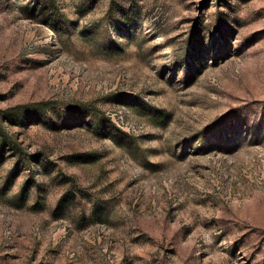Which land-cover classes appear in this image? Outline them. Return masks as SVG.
Listing matches in <instances>:
<instances>
[{
  "label": "rangeland",
  "instance_id": "1",
  "mask_svg": "<svg viewBox=\"0 0 264 264\" xmlns=\"http://www.w3.org/2000/svg\"><path fill=\"white\" fill-rule=\"evenodd\" d=\"M0 264H264V0H0Z\"/></svg>",
  "mask_w": 264,
  "mask_h": 264
}]
</instances>
